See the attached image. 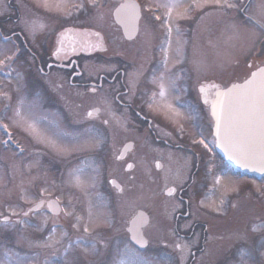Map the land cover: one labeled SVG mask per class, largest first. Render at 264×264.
<instances>
[{
  "label": "rangeland",
  "instance_id": "obj_1",
  "mask_svg": "<svg viewBox=\"0 0 264 264\" xmlns=\"http://www.w3.org/2000/svg\"><path fill=\"white\" fill-rule=\"evenodd\" d=\"M25 1L21 3L22 7H18L21 21L13 23L14 26H12L13 29L22 32L27 27L24 21L27 20V13L24 11L27 8L29 9L27 11L32 12L33 15V20L30 21L37 20L52 27L63 26L74 19L80 22L87 21L85 24L87 26L90 24L101 26L106 20L108 21V14L104 16L98 15L104 9V7L100 8L99 6L107 0ZM27 1L34 7L33 9L27 4ZM143 1L148 5L157 6L169 2V0ZM118 2L119 0H113L110 4L114 6ZM93 3L97 6L93 7ZM180 4L181 6L173 10L172 13V15H176V21L180 22L178 26L175 25L177 34L173 35L177 36L175 39L176 51L180 49V54L178 53L177 58L172 61L174 65L180 62L179 57L183 56V49L187 45V38L185 37V30L189 22L187 16L193 12V36H190V39L192 38L191 68L194 72V83L196 84L198 80L205 77L216 79L223 85L240 79L245 74L244 65L243 68H240V64L235 63V58L248 56V48L252 39H255L254 31L247 24L236 19V10H225L217 6L213 0H195L196 6L192 7L190 6L194 4V0H180ZM81 5H84V7H81ZM6 7L4 5L2 10ZM159 8L162 16L168 11L166 8ZM254 9H257V7L250 10V14H253ZM257 11L259 12V7ZM11 22L14 21L11 20ZM156 24L160 26L159 21ZM234 24L238 26L235 29L233 28ZM142 27L144 29L140 37L146 33L144 23H142ZM9 29L10 27L6 26L3 31L8 32ZM27 35L28 42L17 36L11 37L8 43L0 40V60L5 61L4 65H0V70H2L0 72V123L8 125V131L12 133V138L24 150L23 152L19 151L20 153L18 154L16 151L0 145V261L5 260L4 250L10 248L18 253L19 256H9L7 258L8 264H15L16 259L23 260L24 264H73L80 260V262L88 264L90 259L91 263L89 264H118L119 260L123 258L124 246L128 241L126 237L124 242H122V239H114L117 237V231L120 232L121 229H124L126 213L132 209L135 210L137 207L145 206L146 202L156 197L161 198V202L158 204L160 211L167 212L171 206V199L163 198L162 188L157 192L152 187L156 177L148 176L147 171L145 172V183L136 184L133 182L132 184L137 187L128 186L124 196L116 195V191L111 189L106 180L105 164H99V167L96 166L97 168H95L91 163V159L86 158V156L90 155H92V158H97L100 154L103 156L106 154L105 150L109 149V146L105 144V137L99 132L86 129L87 125L83 124L81 126L83 130L81 134L65 129L71 134L68 138L63 140L53 138L55 143H49L48 141L40 143L29 131L24 130L27 125L23 121H21L22 127H18L14 123L15 120L19 119L16 117L17 109L20 110L24 120L31 122L29 106L37 102L40 105L41 115L46 117V119L37 123L40 136H50L51 127L61 126L57 125V118L54 113H51L43 105V102L46 103L48 100V102H51L52 107H57L58 98L55 97V94L50 95L48 93V98L47 94L43 95V86L36 84L34 75L30 74L31 65L35 62L32 52L39 51L38 45L43 42L42 36L40 35L35 39L33 34L28 32ZM158 36L157 34L154 42L159 41L157 40ZM16 49L20 50L25 59H21L22 56L17 62H13L12 59H5V56L11 58L13 50L16 51ZM93 59L98 62L97 65L91 59L83 62V68L86 70L88 78L96 73V69L100 68L101 64L104 66V58L103 60L97 57ZM183 64H185L184 61ZM5 92L11 97L10 100L4 96ZM196 94L197 92L194 90V95ZM81 98L83 102L86 100L84 96ZM21 99L24 101L23 104L20 103ZM94 100L96 102L100 100L103 105L107 102L104 98L98 100L95 97ZM103 107L107 111V107ZM2 136L0 132V138ZM72 137H76V140L72 139ZM93 137L95 139H92ZM205 141L209 150L211 148L209 144L211 140L205 137ZM85 142L90 146L89 149L83 150L81 148L80 154L82 157L71 162V158L67 157L72 154L70 149L76 144L81 147ZM98 142L102 143L98 144ZM209 166H211L210 163ZM227 171L218 167L211 170V175L219 177L221 185L223 184L229 188V190H226L225 186L222 188L223 192L226 190L222 193L223 197L213 201L206 196H204L205 198H200V187H196L191 192V202L193 203L195 198V201H197L196 206H199V209H196L193 204L194 212H200L201 218L208 222L212 240L210 243L211 251L213 249L223 250L224 244H231L235 240L246 241L248 233L251 236L259 235L249 244L246 243L247 254L243 255V257L237 250H232L233 255L236 256L233 262L245 259V264H264V255L261 254L264 251V236H262L264 235V182H258L257 184L254 180L237 178ZM170 174L172 175V173ZM211 175H209V183L212 186L217 185L220 187L216 179ZM77 177H79V184L77 183ZM119 181L122 183L121 179ZM161 181L158 183L160 184ZM128 183L130 184V181ZM243 186H246V189L250 192L246 194L245 190L242 191ZM230 189L235 191L233 192ZM236 191L242 192L238 193ZM208 194H218V190H210ZM234 196L242 198V200L253 196L254 208L257 209L256 218L250 222L244 221L238 224L232 229L231 233L227 232L222 234V236H218V232L215 231L224 222L222 217H220L221 214L228 216L233 212L229 208L226 210L223 205L227 200L232 204ZM37 197L56 198L60 205L63 206L60 218L52 217L44 210L23 217L22 215L26 208ZM219 199H222L221 202H225L221 203L222 206L219 204ZM257 213L261 216L257 215ZM4 216L10 217V223L7 225L1 219ZM15 218H19L18 221H15ZM160 218L161 213L155 212L146 230L157 229L158 224L162 222ZM85 228L88 231H84ZM96 228L98 230L106 228L113 230L114 236H111L105 244H98L100 251L95 252L94 255L89 250L91 247L82 243L81 240L73 239L72 242L62 243L63 240L67 239V236L63 234V230L74 231L81 229L85 233H90ZM21 236H27L32 241V244L29 245L27 242L20 240ZM240 237L244 238L241 239ZM97 238L94 239L93 237L92 241L94 242ZM229 238H232V240ZM107 246L108 248L105 249ZM56 251H58L56 255L60 259L55 261L51 256ZM142 254L152 261V264L169 263L167 259L152 260L148 256V252H142ZM209 264L233 263L227 259L224 253L220 252Z\"/></svg>",
  "mask_w": 264,
  "mask_h": 264
},
{
  "label": "flooded vegetation",
  "instance_id": "obj_2",
  "mask_svg": "<svg viewBox=\"0 0 264 264\" xmlns=\"http://www.w3.org/2000/svg\"><path fill=\"white\" fill-rule=\"evenodd\" d=\"M6 3L11 8H17L13 0H6ZM2 4H5L4 0H0V9ZM113 13L114 8L107 12L108 21L101 25L103 32L87 29L60 31L67 26L80 27L75 23L69 24L55 31L50 39L52 47L49 50L43 47L41 52H32V55L42 81L50 85L53 91L63 88L64 83L68 84L63 92L58 91L59 98L66 99L64 113L75 122L81 123L82 120H86L99 124L112 141L111 146L114 148L104 155L108 178L121 179L124 189L128 190V186L137 187L132 184L133 182L145 183L147 171L148 176L156 177L152 187L158 192L162 181L160 184L158 182L170 173L183 171L188 166L187 153L193 151L189 146L193 132V112L184 107L192 101L191 87L187 84L183 87L181 84L179 92L174 79L179 71L182 81L189 82L191 69L172 70L168 68V63L166 68L163 66L162 62L164 60L168 62L171 57L169 45L171 35L168 36L165 31L167 39L164 47L161 44H154V38L158 33L155 24L140 37L144 29L142 23L145 24L143 17L148 13L146 10H141L139 30L131 39L124 36L123 30L114 20ZM18 19L20 13L17 12V17L13 18V21L17 22ZM26 19L24 20L27 24L26 30L12 32L18 34L25 42L28 40V29L32 30L35 26L42 30L45 27L43 22L30 21L33 20L31 16L27 15ZM41 36L48 42L49 34ZM89 42L96 45V50L90 56L94 64L97 65L98 62L93 57L105 59L104 66L101 64L90 78L86 76V70L83 68L84 60L89 57L84 52L95 49L84 46ZM261 55H264V51L258 52L257 56ZM59 64L70 67L60 68ZM77 70L80 73L75 76ZM93 82L100 83V86H92L90 83ZM161 84L166 93L164 97L159 95ZM84 90L90 96L98 95L99 99L102 98L100 90H104L103 98L107 100L106 104L103 105L100 101L90 103L89 100L83 102L81 97L86 94ZM103 106L107 107V111ZM93 107H99V112L93 118H88L87 111ZM181 128L184 129L183 133L180 131ZM127 141L133 143V148L125 152L124 157L117 158L121 146ZM129 164H132L133 168L126 171ZM198 164L200 162L197 161L194 168H197ZM184 192V188L178 190L177 201L172 205L171 211L168 214L164 213L165 224H158L157 229H144L143 233L149 239V245L156 242V247L168 251L177 259L178 264H202L206 260L204 254L209 242L207 224L203 223L202 228H199V223L192 219L194 215L189 211L188 199L183 195ZM158 201L159 197L149 201L152 205L147 208L150 215L157 212ZM180 203L184 205L183 212L179 211ZM133 213L128 212V216ZM186 221H189V227ZM176 245L184 248V251L181 252Z\"/></svg>",
  "mask_w": 264,
  "mask_h": 264
},
{
  "label": "snow or ice",
  "instance_id": "obj_3",
  "mask_svg": "<svg viewBox=\"0 0 264 264\" xmlns=\"http://www.w3.org/2000/svg\"><path fill=\"white\" fill-rule=\"evenodd\" d=\"M213 2L225 9V10H236L238 13L237 19L240 20L244 24H250L254 27L260 28L261 32H264V24H261L259 20H256L255 17L248 16L247 13L250 11L249 6L241 5L239 0H213ZM95 3H93V7H96ZM180 0H169L167 4L158 5V7H163L168 9L164 14V19L161 20V17L158 15H154L153 9L150 6H146L147 12L150 15H146L143 17L145 20L147 31L149 27L153 26L155 22L159 21L160 26L166 29V33L168 36L171 35L172 32V19H173V10L177 7H180ZM195 5V0L194 4ZM84 7V5H81ZM259 14L261 17H264V2H262L259 6ZM124 9H131V15L127 17V19L123 22L131 24L133 31H138L139 20L141 19V6L134 2L122 4L120 8L117 10L118 17L120 16V12ZM91 11V10H89ZM182 18V17H179ZM237 25H233V28H237ZM99 36L98 33H96ZM86 48H95V44L86 43L84 45ZM164 50L163 48L161 49ZM57 56L59 57V50L57 52ZM5 59H11L5 56ZM5 61L0 60V65H4ZM163 66L166 68L167 60L162 62ZM163 79V77H161ZM163 84H161V91L159 95L164 97L166 95L163 90ZM215 87V86H214ZM95 91V89H92ZM200 93H205L206 90L204 87L199 88ZM4 96L7 99H11L8 94L5 92ZM20 103L23 104V99L20 100ZM204 104H208L209 100L205 95L203 100ZM184 107L190 109L195 112V108L191 105H184ZM29 113L31 116V122L24 120L19 109L16 110V117L19 118L14 121V123L18 127H22L21 121L27 125L24 129L25 131H29L30 134L34 136L37 142L43 143L48 141L49 143H55V139L63 140L71 136L70 133L65 131V128L56 126L50 128V136H40L37 128V123L41 120L46 119L40 113V105L37 102H34L29 106ZM93 115L92 112L88 113V116L91 117ZM212 115L216 118L215 121V138L214 142H218L219 146L224 149V151L228 154L229 160H234L242 167H251L255 170L264 171V70L261 71L259 79H257V74H252V79L247 80L244 84H234L227 91H217L216 99L212 103ZM107 123V121H105ZM0 129H3L5 135L8 136V139L3 141L4 145L7 146L12 139V133L8 131V125L4 123H0ZM181 133L184 132V129H180ZM198 135L201 137L199 140L192 138V143L194 145L203 146L204 149H208V144L205 142L203 131L199 132ZM55 138V139H53ZM72 139L76 140V137H72ZM92 139H95L94 137ZM79 142V141H77ZM102 143V142H98ZM89 145L87 142L81 145L83 150H88ZM23 152V149H20ZM210 151V149H209ZM122 158V157H121ZM160 167V165H157ZM133 165L129 164L128 169H132ZM82 171V170H81ZM217 182H219V177L215 178ZM77 183L79 184V177H77ZM114 187L119 189V191H123V189L116 183V181H109ZM175 192V189H169L168 195L171 196ZM25 216L28 213H24ZM71 215V213H69ZM143 219V217H141ZM3 223L5 225L9 224L10 221L7 217L4 218ZM22 223V221H21ZM84 231H88L87 228ZM132 235L130 236L129 241L124 246L123 258L119 260L118 264H152L147 257H145L141 251H138L136 247L133 246V242L135 245L139 246V249L147 248L149 244V239H146L144 234H141L137 231V229L130 228L128 230ZM243 239L244 237H240ZM51 239V238H49ZM20 240L27 242L29 245L32 244V241L27 236H21ZM95 245H93V248ZM177 248L180 249L181 252L184 251L179 245H176ZM264 255V251L261 253ZM242 257L245 253H241ZM9 256L18 257L19 254L14 252L12 249L7 248L4 250L5 260L0 261V264H8L7 258ZM183 259L182 257L180 258ZM15 264H24V261L21 259H16Z\"/></svg>",
  "mask_w": 264,
  "mask_h": 264
},
{
  "label": "water",
  "instance_id": "obj_4",
  "mask_svg": "<svg viewBox=\"0 0 264 264\" xmlns=\"http://www.w3.org/2000/svg\"><path fill=\"white\" fill-rule=\"evenodd\" d=\"M121 24L123 25V28L125 29V28H126L125 25H124L122 22H121ZM129 37H131V36H129ZM262 70H264V67H262V68H260V69H257L256 71L252 72V73L250 74V76L247 77L244 81H242L241 83H236V84H240V85H242V84H244L247 80L252 79V74H253V73H256V74H257V79H259V77H260V73H261ZM232 85H234V84H232ZM232 85H230L228 88H226V89H224V90H220V91H227L228 89H230V88L232 87ZM215 99H216V92H215V97L212 98V99H210V101H209L210 114H211L212 119H213V135H214V137H215V121H216V118L212 115V103L215 101ZM216 147H217V150H218V151H219V152H220V153H221L226 159L229 160V158H228V154L224 151V149H223L222 147L219 146V143H218V142H216ZM129 148H130V144H126V145L123 147V150L129 149ZM229 161L232 162V163H234V164H236V165H238V166L241 167V168H244V169H247V170H250V171L259 172V173L264 172V171L255 170L254 168H251V167H242L240 164H238V163H237L236 161H234V160H229ZM111 181H113V180H111ZM42 204H43V201L41 200V201H39L37 204L33 205V206L30 208V210L38 209L39 207L42 206ZM47 204H48V206H49L51 212H53V213H59V206H58V204H57V202H56L55 200L50 199V200L47 201ZM141 217H143V219H141ZM146 222H147V215L145 214L144 211L139 210V211L137 212V214L134 216V218L132 219V221L130 222V225H129L128 230H129L130 228H134V227H135V228L137 229V231L140 233V229H141V227H142L143 225H145ZM131 235H132V233H131Z\"/></svg>",
  "mask_w": 264,
  "mask_h": 264
}]
</instances>
